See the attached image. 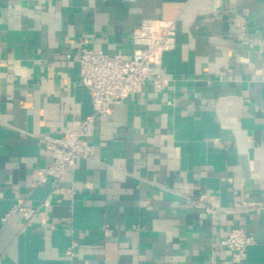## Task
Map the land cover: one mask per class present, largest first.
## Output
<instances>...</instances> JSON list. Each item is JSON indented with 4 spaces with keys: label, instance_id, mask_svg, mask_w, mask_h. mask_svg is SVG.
Here are the masks:
<instances>
[{
    "label": "crops",
    "instance_id": "obj_1",
    "mask_svg": "<svg viewBox=\"0 0 264 264\" xmlns=\"http://www.w3.org/2000/svg\"><path fill=\"white\" fill-rule=\"evenodd\" d=\"M148 18L175 19L163 83L97 117L70 195L35 184L38 135L93 113L78 48L132 58ZM21 201L45 213L5 219ZM233 226L254 242L232 264H264V0H0V264H224Z\"/></svg>",
    "mask_w": 264,
    "mask_h": 264
},
{
    "label": "built area",
    "instance_id": "obj_2",
    "mask_svg": "<svg viewBox=\"0 0 264 264\" xmlns=\"http://www.w3.org/2000/svg\"><path fill=\"white\" fill-rule=\"evenodd\" d=\"M136 45L132 58L111 55L102 49L81 45L76 60L81 69V81L89 89L93 113L86 116L77 127L65 134L38 135L44 143V151L50 153L51 162L39 168V184L51 180L53 192L72 193V188L65 189L59 183L64 178L67 168L78 157L91 159L95 156L96 145L91 137L94 134L96 119L112 111L114 104L127 100L132 95L143 92L149 82L162 84L163 73L155 70L161 66L166 51L176 48L175 19L148 18L133 32ZM51 198H47L48 205ZM195 205L202 207L209 215H214L218 206L206 195L194 198ZM261 204L248 203L237 205V210L257 209ZM41 207L25 205L22 201L13 205L5 219L19 214L26 222H33L42 217ZM254 242V236L243 226H233L224 230L222 245L231 251V257L224 264L240 262Z\"/></svg>",
    "mask_w": 264,
    "mask_h": 264
}]
</instances>
